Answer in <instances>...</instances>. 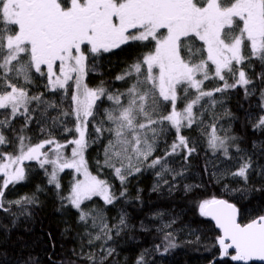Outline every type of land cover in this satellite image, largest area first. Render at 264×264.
<instances>
[{
	"label": "snow or ice",
	"instance_id": "obj_1",
	"mask_svg": "<svg viewBox=\"0 0 264 264\" xmlns=\"http://www.w3.org/2000/svg\"><path fill=\"white\" fill-rule=\"evenodd\" d=\"M137 42L149 50L123 74L117 75L116 80L134 77L125 91L112 92L103 86L93 89L84 83L90 57ZM253 58L264 64V0H0V110H10L6 118L0 120V128L11 127V121L18 116L24 118V127H27L38 110L43 117L49 108H60L55 101L47 100L43 92L30 95L24 86L31 84L37 73L46 77L47 91L63 90L61 102L68 98L69 82L74 81L69 108L61 110L53 122L63 125L68 134L73 130L76 133L64 144L52 137L35 145L26 144L28 138L20 134L17 136L18 154L0 152L3 177L0 209L9 210L3 203L9 185L26 180L23 161L37 160L41 168L51 165V172L45 168V174L48 184L58 190L61 188L58 173L72 169L77 175L69 194L60 199L79 212V221L87 225L91 218L92 227L99 226L100 231L94 237L89 233V245L102 239L106 243L113 238V228L119 235L120 228L127 227V223L121 215L119 224L110 227L102 209L86 212L81 207L95 196L101 197L106 205L119 199L107 180L89 171L85 159L89 141L97 143L107 138L104 158L97 159V168L112 169L122 187L128 176L146 168L160 166L161 171L156 173L159 177L173 172L169 157L186 153L183 159L187 163L196 151L190 146L189 138L181 134L183 128H192L197 122L194 106L204 97H212L213 91L250 85L252 81L243 68H239L236 78L237 66ZM91 70H95L94 66ZM225 73L230 74L235 83L229 84ZM214 78L223 81V86L213 91L203 90L205 81ZM259 79L264 83V72L259 74ZM190 90H195V98L178 111V101L189 97ZM261 96L264 98V88ZM104 97L111 105L104 109V117L97 120V102ZM33 104L35 107H30ZM168 104L171 111L165 114ZM60 116H71L74 128L67 127L66 119L61 120ZM90 127L94 137L89 132ZM253 127L264 130V115ZM172 129L176 133L175 140L164 156L149 160L157 149V140ZM20 131L22 133L23 128ZM236 139L217 135L213 125L207 144L214 155L219 152L225 158H233L229 148L234 146L240 166L229 174L247 182L253 163L238 143H230ZM8 143V138L0 132V145ZM46 145L52 147L42 151ZM69 145L73 146L71 156L63 152ZM182 175L183 171L175 172L173 180ZM260 175L264 176V171ZM191 188L185 185L186 191ZM126 192L125 187L120 197ZM35 202L34 196H25L9 201V205ZM198 211L201 217L215 221L219 230L216 244L221 257L230 255L232 261L244 264L264 261V214L242 223L241 210L235 204L214 197L200 201ZM173 240V234L166 232L164 252L176 247ZM100 247L99 253L80 255L87 264H104L115 249L106 248L104 244ZM136 264H144V254Z\"/></svg>",
	"mask_w": 264,
	"mask_h": 264
},
{
	"label": "trees",
	"instance_id": "obj_2",
	"mask_svg": "<svg viewBox=\"0 0 264 264\" xmlns=\"http://www.w3.org/2000/svg\"><path fill=\"white\" fill-rule=\"evenodd\" d=\"M148 50L137 42L90 57L84 83L93 89L103 86L112 92L125 91L134 82V77L116 80L117 75L123 74ZM93 66L94 71L91 70ZM239 68H243L247 78L252 81L250 85H238L222 92H214L215 88L222 87L224 83L214 78L205 81L202 86L205 91H213V96L204 97L194 106L197 122L192 128L185 127L181 130V134L189 138L190 146L196 148L188 162L185 163L183 159L186 153H181L168 158L173 172L165 173L162 177L156 174L161 171L160 166L155 169L146 168L128 176L125 185L127 192L123 197H120V193L125 187L121 186L113 170L105 168L101 171L97 168V159L102 161L104 158L107 138L97 143L89 141L90 146L85 151L89 171L107 180L119 199L106 205L102 198L95 196L90 201H85L81 207L86 212L102 209L104 220L110 227L119 224L121 215L125 216L127 223V227L120 228L119 235H116L117 229L113 228V238L106 243L102 239L89 245V233L94 237L100 231L99 226L93 228L91 218L87 225L79 221V212L67 201L60 199L69 194L73 183L74 175L70 170L65 169L59 174L61 188L58 190L54 185L48 184V176L45 174V168L49 172L47 165L41 168L37 160L23 161L21 166L26 170V180L9 185L3 197L4 208L9 210L0 209V264H87L80 254L99 253L102 251L101 244L115 249L104 264H136L142 254L144 264H235L228 257L213 261L219 253L216 244L218 232L210 220L199 215L198 203L213 197L225 199L241 210L239 219L242 223H246L250 217L264 214V176L260 175L264 171V130L253 127L259 117L264 115L261 96L264 83L259 79V74L264 72V64L254 58L246 60L237 66V79ZM225 75L229 84L235 83L230 74ZM19 83L23 84V81L20 80ZM46 84V77L34 73L33 82L24 86L29 89L30 95L43 92L47 100L55 101L60 108H49L43 117L38 110L33 113L34 119L27 127H24V118L18 116L11 121V127L0 128V132L10 141L0 145V152L14 154L19 144L17 136L20 134L28 138L26 144L32 145L52 137L64 144L75 137L74 130L68 134L63 125L53 122V118L59 116L61 110L69 108L70 94L74 90L72 83H69L71 87L68 98L63 102V90L49 92L45 88ZM180 95L183 96V93ZM195 95V90H190L189 97L178 101L177 110H183ZM110 105L111 102L106 97L97 102V120L104 117V109ZM30 107H35V104ZM168 111H171L170 104L165 114ZM9 112L10 110H0V120H4ZM60 119H66L67 127L74 128L75 121L71 116H60ZM213 125L220 136L236 137V141L231 143H238L251 158L253 167L249 170L247 182L229 174L240 166L234 146L229 148L233 158H225L219 152L214 155L208 148L207 140ZM42 127L45 128L44 132L41 131ZM89 132L94 137L91 127ZM107 135L105 133V137ZM175 136L174 129L163 134L157 140V149L149 160L164 156ZM50 147L52 146L46 145L42 151L46 152ZM180 171H183V175L173 180L174 173ZM2 183L3 178L0 176V185ZM185 185L192 186L191 191H186ZM25 196H34L36 202L9 205V201ZM169 224L171 227H167ZM166 232L173 234L176 247L164 252Z\"/></svg>",
	"mask_w": 264,
	"mask_h": 264
},
{
	"label": "rangeland",
	"instance_id": "obj_3",
	"mask_svg": "<svg viewBox=\"0 0 264 264\" xmlns=\"http://www.w3.org/2000/svg\"><path fill=\"white\" fill-rule=\"evenodd\" d=\"M239 70V69H238ZM45 72H46V69H45ZM69 83H72V85H73V88H74V81H70ZM262 102H263V106H264V98H263V100H262ZM217 132V131H216ZM211 134V133H210ZM217 135H219L218 134V132H217ZM220 136V135H219ZM222 137V136H221ZM231 143V142H230ZM73 146H71V145H69L67 148H65V149H63V152L67 155V156H71V148H72ZM18 152H19V144H18V147H17V149H16V152L14 153V154H18ZM50 155H51V153H50ZM52 158H54V155L52 156ZM48 167H49V173L51 172V170H52V166L51 165H47ZM67 170H70L71 172H72V174L74 175V177L77 175L76 173H75V171L74 170H72V169H67ZM59 174H61V172H59L58 173V176H59ZM0 176H2V175H0ZM3 178V177H2ZM80 179H83V177L82 176H80L79 177ZM101 198V197H100Z\"/></svg>",
	"mask_w": 264,
	"mask_h": 264
},
{
	"label": "water",
	"instance_id": "obj_4",
	"mask_svg": "<svg viewBox=\"0 0 264 264\" xmlns=\"http://www.w3.org/2000/svg\"><path fill=\"white\" fill-rule=\"evenodd\" d=\"M223 200H225V199H223ZM229 203H231V202H229ZM206 218L211 221V223L213 224L215 230L219 233V230L215 227V221H213L210 217H206ZM218 251H219V246H218ZM230 253H232V250H230ZM232 254H234V253H232ZM225 257H228L229 260L232 261L231 258H230V255L229 256H225ZM222 258H224V257H221L220 254L218 253V255L213 259V261L218 260V259H222ZM232 262L235 263V264H244V262H235V261H232ZM251 262L264 264V261H259V260L250 261L249 263H251ZM208 264H211V263H208Z\"/></svg>",
	"mask_w": 264,
	"mask_h": 264
}]
</instances>
